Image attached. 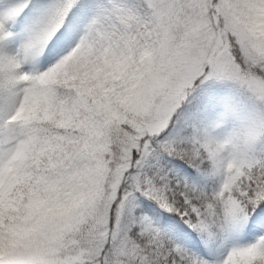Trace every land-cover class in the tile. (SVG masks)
I'll use <instances>...</instances> for the list:
<instances>
[{
	"label": "snow or ice",
	"instance_id": "1",
	"mask_svg": "<svg viewBox=\"0 0 264 264\" xmlns=\"http://www.w3.org/2000/svg\"><path fill=\"white\" fill-rule=\"evenodd\" d=\"M0 264H264V0H0Z\"/></svg>",
	"mask_w": 264,
	"mask_h": 264
}]
</instances>
